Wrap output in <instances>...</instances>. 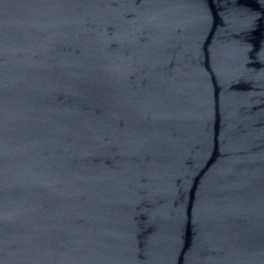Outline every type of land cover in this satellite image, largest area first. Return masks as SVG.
Listing matches in <instances>:
<instances>
[{
  "label": "water",
  "instance_id": "1",
  "mask_svg": "<svg viewBox=\"0 0 264 264\" xmlns=\"http://www.w3.org/2000/svg\"><path fill=\"white\" fill-rule=\"evenodd\" d=\"M0 264H264V0H0Z\"/></svg>",
  "mask_w": 264,
  "mask_h": 264
}]
</instances>
